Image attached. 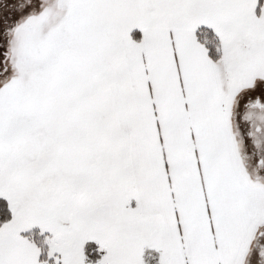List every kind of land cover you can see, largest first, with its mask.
<instances>
[{
    "label": "snow or ice",
    "instance_id": "1",
    "mask_svg": "<svg viewBox=\"0 0 264 264\" xmlns=\"http://www.w3.org/2000/svg\"><path fill=\"white\" fill-rule=\"evenodd\" d=\"M0 264H264V0H0Z\"/></svg>",
    "mask_w": 264,
    "mask_h": 264
}]
</instances>
